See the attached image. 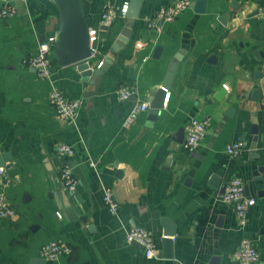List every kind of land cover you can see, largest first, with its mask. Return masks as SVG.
<instances>
[{
    "label": "crops",
    "instance_id": "crops-1",
    "mask_svg": "<svg viewBox=\"0 0 264 264\" xmlns=\"http://www.w3.org/2000/svg\"><path fill=\"white\" fill-rule=\"evenodd\" d=\"M129 1L80 0L88 30H98V64L126 22L118 17L103 30L104 7ZM175 1L141 0L129 42L95 84L55 57L49 80L27 64L58 30L53 0H25L14 16L0 18V193L15 209L13 219L0 221V264H241L233 254L243 239L259 253L255 264H264V0H206L205 13L189 5L157 28L159 10ZM176 56L163 108L154 119L140 112L126 129L128 113L149 105ZM52 86L80 101L73 123L56 116ZM123 87L134 90L126 101L118 95ZM192 119L208 122L196 150L184 143ZM236 140L244 146L229 156L225 147ZM60 144L73 149V191L59 178ZM233 177L255 200L244 227L220 197ZM106 189L116 216L103 202ZM128 226L150 233L156 258L127 242ZM168 228L172 237H164ZM51 242L69 253L46 260L41 247Z\"/></svg>",
    "mask_w": 264,
    "mask_h": 264
},
{
    "label": "built area",
    "instance_id": "built-area-1",
    "mask_svg": "<svg viewBox=\"0 0 264 264\" xmlns=\"http://www.w3.org/2000/svg\"><path fill=\"white\" fill-rule=\"evenodd\" d=\"M25 0H9L0 8V18H9L16 14V5ZM192 0H177L168 7H163L157 13V28L168 22H172L183 10L187 9ZM128 3H123L119 8L111 4L104 7L101 15L100 26L110 27L114 24L116 18L125 19ZM259 15L264 19V8L259 10ZM98 30H89V39L91 43L92 57L96 56V42ZM54 36H49L39 43L35 54L28 58L27 64L36 70L39 78L49 80L51 76V66L54 61L53 44ZM119 99L126 101L133 97L134 90L123 87L118 91ZM49 102L54 108L56 116L69 122H74L80 101L67 99L56 86H52L48 95ZM149 110L148 103H141L135 106L126 116L123 126L128 129L140 112ZM208 122L192 119L185 127V147L190 150H196L205 137ZM244 144L241 140H236L226 145L225 153L229 156H236L242 150ZM56 158L61 163L59 178L63 184L64 190L73 191L77 182L73 174L72 167L69 164V158L73 156V149L67 144H60L55 147ZM5 177V168L0 167V178ZM8 179L4 181L6 184ZM221 201L229 205L238 218L240 227L246 225L247 212L255 204V200L245 195V186L239 177L231 178L224 186L221 194ZM103 202L113 216L118 213V203L113 197L111 190L106 189L103 195ZM15 216L14 207L7 201L5 194L0 193V221H8ZM60 216V215H58ZM125 238L128 243L137 244L143 250L146 258H156L157 250L153 243L150 233L139 226H128L125 231ZM69 253V249L58 242H51L41 247L42 256L49 261L55 260L60 255ZM233 258L241 264H255L259 259V253L253 243L243 239L233 254Z\"/></svg>",
    "mask_w": 264,
    "mask_h": 264
},
{
    "label": "water",
    "instance_id": "water-1",
    "mask_svg": "<svg viewBox=\"0 0 264 264\" xmlns=\"http://www.w3.org/2000/svg\"><path fill=\"white\" fill-rule=\"evenodd\" d=\"M59 11V26L54 36L53 54L57 66L65 67L76 65L78 72L89 80L91 84L99 82V78L104 74L109 65L113 61V53H117L129 42L131 37V30L135 19L138 17L141 0H130L128 3L127 13L125 15V25L120 34L111 44L108 53L104 59L96 61V56L92 57L91 43L89 39V30L86 21L83 17L80 0H53ZM206 0H194L190 3V8L196 14H203L206 11ZM110 27H102L105 31H110ZM160 48H156L155 53L158 54ZM180 56H176L170 64L165 75L164 82L160 88H156L152 98L149 100V111L151 118L154 119L159 110L164 106V101L167 92L171 88V84L175 73L178 69ZM98 65V66H97ZM224 91L218 94L222 95ZM255 139V138H254ZM6 157H4L5 161ZM3 161V162H4ZM0 162V166H3ZM216 187V183L211 184ZM224 191V186L221 189V194ZM245 187V195H247ZM174 232L172 228H168L164 237H172ZM171 240L164 238L163 242L166 246L171 245ZM168 258H172V254ZM44 261V260H43ZM34 263V262H33ZM36 261L34 264H37Z\"/></svg>",
    "mask_w": 264,
    "mask_h": 264
}]
</instances>
